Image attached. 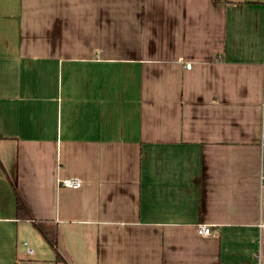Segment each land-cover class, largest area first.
Here are the masks:
<instances>
[{"label":"crops","instance_id":"crops-1","mask_svg":"<svg viewBox=\"0 0 264 264\" xmlns=\"http://www.w3.org/2000/svg\"><path fill=\"white\" fill-rule=\"evenodd\" d=\"M263 85L262 0H0V264H264Z\"/></svg>","mask_w":264,"mask_h":264},{"label":"trees","instance_id":"trees-1","mask_svg":"<svg viewBox=\"0 0 264 264\" xmlns=\"http://www.w3.org/2000/svg\"><path fill=\"white\" fill-rule=\"evenodd\" d=\"M13 189L15 192L16 198V216L25 221H30L33 227L39 232V234L44 238L50 249L55 255L56 261H62L63 258L61 257L58 247H57V228L52 223H44L40 221H36L32 218L31 213L25 204L22 196L17 191V187L14 184Z\"/></svg>","mask_w":264,"mask_h":264},{"label":"built area","instance_id":"built-area-1","mask_svg":"<svg viewBox=\"0 0 264 264\" xmlns=\"http://www.w3.org/2000/svg\"><path fill=\"white\" fill-rule=\"evenodd\" d=\"M264 1V0H262ZM187 69H190V65H186ZM260 145L262 148H264V85H263V96L261 101V118H260ZM59 186L67 189L76 190L79 189L82 185V182L80 179L75 177H67L59 180L58 182ZM197 231L202 236H208L211 234V229L204 225H199L197 228ZM23 247L25 248V251L28 255H33L34 251L32 248H30L27 241L22 243Z\"/></svg>","mask_w":264,"mask_h":264}]
</instances>
